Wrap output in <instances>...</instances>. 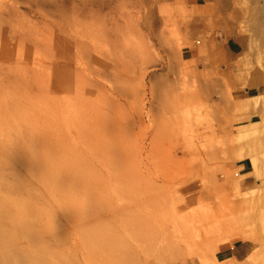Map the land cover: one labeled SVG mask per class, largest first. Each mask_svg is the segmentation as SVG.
<instances>
[{"label": "rangeland", "instance_id": "1", "mask_svg": "<svg viewBox=\"0 0 264 264\" xmlns=\"http://www.w3.org/2000/svg\"><path fill=\"white\" fill-rule=\"evenodd\" d=\"M7 1L0 116L28 118L14 119L10 138L23 147L34 123L57 156L91 161L103 180L77 173L76 195L110 205L88 218L109 227L94 254L63 217L62 242L34 228L47 264H214L217 250L254 236L264 251V0H111L82 15L81 0L41 10ZM227 38L243 43L232 60ZM244 151L259 176L239 173ZM4 170L44 203L23 168Z\"/></svg>", "mask_w": 264, "mask_h": 264}, {"label": "bare ground", "instance_id": "2", "mask_svg": "<svg viewBox=\"0 0 264 264\" xmlns=\"http://www.w3.org/2000/svg\"><path fill=\"white\" fill-rule=\"evenodd\" d=\"M10 1L11 3L13 2L11 4V7L14 9H18V7L15 5L18 1L17 0H10ZM34 1H35L34 4L35 8L40 10L41 8L44 7H52V6L59 7L60 5H64L65 3H69V4L71 3L73 8L75 7L76 9V6L74 5L76 2H73L72 0H34ZM81 1H82V8L79 9V13H81V15L82 12L84 11L86 12L87 9L89 12L93 11L94 7L97 9L96 14H99L103 9H105L107 5L114 3L113 1L110 2L111 0H81ZM6 2L8 1L5 0V3ZM28 4L30 5L31 2L28 1L27 5ZM1 9L3 8L1 7ZM85 12L83 14H85ZM0 13L4 15L3 11ZM89 25L91 26V24ZM88 28L90 27L88 26ZM84 35L85 34H83V36ZM3 38L5 39V37ZM3 42H5V40L2 41L1 45L4 44ZM2 54L3 51L0 52V55ZM252 98L257 99V96H254ZM21 115H20L21 118L18 115H15L18 117L15 118L14 116V119L15 120L23 119V122L28 123V118L26 116L22 117ZM9 117L10 116H5V115L0 116V264H47L46 263L47 261L45 259L46 258L45 254L47 253L48 250L47 245L43 243V241H40V237L38 234L39 232H37L36 234L32 232L34 228H43L44 230L53 233L56 231L57 232V233L55 232L56 239L62 242L64 240V235L61 232L59 233V230L63 228L60 223V217H63L68 222L75 224L77 228L81 230L84 229L85 232L87 230L88 231V233L86 232L87 234H84L85 232L82 233L86 238V244L88 243L91 246V248L93 249L92 252L93 254L94 252H98L102 247L100 245L102 244L103 240L107 237V232L109 227H107L104 224V222L103 223L98 222V224L92 226L91 225L92 223L88 224L89 223L88 218L93 216L94 214L97 215L100 210H108L110 208V205L105 200L104 196L103 198H100L95 196V194H94L95 198L92 196V199L89 198L88 201L85 200V202L83 201L82 198L83 196L81 194L82 201L79 200L76 195L77 191H75L76 189L75 183L78 184V182L80 181L75 182L76 181L75 179L78 178L77 180H79V175L77 177V173L78 174L83 173L82 174L83 178L89 183L88 185L94 186L96 184H99L100 181L103 180L102 179L103 176H100L101 173L99 174V172L96 170V167L93 166L94 164H92L91 161L85 162L79 158L78 159L75 158L74 156L68 158L66 157L67 155L61 156L62 154L57 156L52 149H49L51 148L50 146H48L49 148L45 147L44 144L45 141L43 140L44 138L43 132L39 130L40 128L39 129L36 128V126H34L35 124L34 123L32 124L30 121L29 123L32 125H30L29 132L26 133L27 137L25 139V145L23 147H20L18 145V142H16L15 140L12 141V139L10 138L12 137L13 132L16 133L20 130L18 129L19 127V125L17 124L18 122H16L14 119H11ZM11 128H13V131ZM20 134L21 132L19 133V135ZM108 147H111V145L110 146L108 145ZM94 153L93 156H95ZM242 157L250 160L251 171L249 172L252 174V176H259L261 173V163L257 158V156H255L252 151H244L242 153ZM106 160L109 161L113 159L108 157ZM106 160L105 162H107ZM7 166L8 167L20 166L21 168H23L30 175V177L33 180H35L37 184H39L40 188H42V190L44 191V194H42L44 203L42 202L41 204H38L36 202V199H38L37 196L39 194L38 192L36 193L32 190L34 188L31 189L27 185L25 177L23 178L22 176L15 174V176L12 177L13 179L11 180L7 179L4 170V168ZM78 189H80L79 186ZM82 234L81 236L83 237ZM21 241L22 242L26 241L27 245L20 246V243H22ZM90 246H88V248ZM86 256L87 255H85V257ZM84 260H87V257ZM88 260L86 264H90V261L88 262ZM228 262L226 261L224 263L228 264Z\"/></svg>", "mask_w": 264, "mask_h": 264}, {"label": "crops", "instance_id": "3", "mask_svg": "<svg viewBox=\"0 0 264 264\" xmlns=\"http://www.w3.org/2000/svg\"><path fill=\"white\" fill-rule=\"evenodd\" d=\"M223 47L229 60L240 55L243 51L242 41L236 38H227ZM236 167L240 174H246L251 166L249 160L243 159L236 163ZM213 257L214 264H227L224 263L226 261H229L228 264H264V251H260L258 236L239 238L228 247L217 250Z\"/></svg>", "mask_w": 264, "mask_h": 264}]
</instances>
